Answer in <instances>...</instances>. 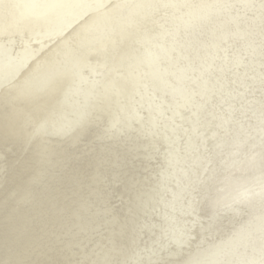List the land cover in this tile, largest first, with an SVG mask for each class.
Masks as SVG:
<instances>
[{
	"label": "rangeland",
	"instance_id": "obj_1",
	"mask_svg": "<svg viewBox=\"0 0 264 264\" xmlns=\"http://www.w3.org/2000/svg\"><path fill=\"white\" fill-rule=\"evenodd\" d=\"M75 1L0 0V264H264V0H220L208 31L245 32L227 24L218 45L190 6L217 0H168L180 20H160L157 41L136 27L158 46L132 42L134 57L111 31L152 1L158 20L163 0ZM121 57L129 70L112 69ZM132 80L130 100L116 85Z\"/></svg>",
	"mask_w": 264,
	"mask_h": 264
},
{
	"label": "bare ground",
	"instance_id": "obj_2",
	"mask_svg": "<svg viewBox=\"0 0 264 264\" xmlns=\"http://www.w3.org/2000/svg\"><path fill=\"white\" fill-rule=\"evenodd\" d=\"M38 1H43L42 3H45V4H47L48 3V1H50V0H38ZM77 1V0H76ZM76 1H75V3H76ZM82 1V0H81ZM100 1V0H99ZM115 1V0H114ZM116 1H119V0H116ZM127 1L128 0H126L125 2L127 3ZM133 1V0H132ZM131 1V2H132ZM136 1V0H135ZM138 1V0H137ZM164 1V4H158V6L157 7H161V8H159V10H160V15L158 14L157 16H154V17H158V20H156V21H153V19L151 18V14H152V12H154V10L156 9L155 7H156V2H154V1H152V2H150L149 4H148V6L144 9V11L145 12H143L142 13V17L141 18H139L138 20L137 19H134V20H132L133 18H131V17H128V18H126L124 21H122L121 22V24H120V28H117V29H114L113 31H111L112 33H117V35L119 34V35H121V36H123V37H121L122 39H123V41H124V45H125V50L123 51V53L125 54V55H128V56H131L132 55V53L134 52H136L135 50L133 51L132 50V42L133 43H137L139 46H142V47H147L148 45H151L152 47H155V46H158L157 44H155L154 42H152L151 40L147 43V35H145L144 36V38H142V41H141V38H140V34L138 33V30H137V28H139L140 29V27H142V26H145L147 29H149L148 30V32L147 33H149L148 35H157V36H153L154 38H155V40L157 41V40H160V38H161V33H159L158 31L157 32H155V30L158 28V27H160V20L161 21H163V19L165 18V17H168V15L169 14H172V16H173V21L175 22V23H177V20H180V16H177V15H173L174 13H176V14H178L176 11H175V7H177L176 6V4H173L172 2H169L168 0H163ZM181 1H183V0H181ZM235 1H237L238 3V5H240V4H243V5H245V4H249L251 1H249V0H242V1H240V0H235ZM234 0H231V2L229 3V4H231V5H226V6H232V5H236V2H235ZM101 2V1H100ZM121 2H122V0H121ZM157 2H158V0H157ZM243 2V3H242ZM66 3V2H65ZM78 3V2H77ZM76 3V4H77ZM86 3H87V1H86ZM125 3V4H126ZM136 3V2H135ZM134 3V4H135ZM196 3V2H195ZM59 4H61V3H59ZM59 4H58V6H59ZM81 4H82V2H81ZM120 4V3H119ZM118 4V5H119ZM128 4V3H127ZM126 4V5H127ZM223 3H221L220 2V0H217L215 3H214V5L213 6H211V7H205V5L204 4H202V3H199V4H197V5H195V6H192L191 4H190V6L192 7V16H194V17H192L191 18V20H193V19H196V18H198V16H203L204 18H203V22L202 23H204V25H203V27L202 28H200L201 29V31L204 33V34H209V36H210V40H211V42H213V43H219L222 39H223V37L224 36H226V33L227 32H230L229 31V27L227 26V24L228 25H231V26H233L234 28H235V24L233 23V22H236V29H233L232 31L233 32H245V31H243V26H242V23L241 22H239V21H233V22H230V23H224V22H220L219 21V19H221V17H219V18H216L215 19V21L216 22H218L219 21V24H218V27H217V29H215L214 31H212V32H209L208 31V24L210 23V20L211 19H207V17H209L210 16V14L212 13V11H216L217 13H219V14H221L220 13V6L222 5ZM39 5V4H38ZM57 5V4H56ZM54 6L55 8L57 7V6ZM66 5H68V4H66ZM93 5V4H92ZM113 5V4H112ZM126 5H124V6H126ZM47 6V5H46ZM69 6V5H68ZM78 6V5H77ZM84 6V5H83ZM131 7H132V5H130ZM129 6V7H130ZM153 6H155V7H153ZM38 6L36 5V8H37ZM40 7V6H39ZM38 7V8H39ZM41 7H42V5H41ZM60 7V6H59ZM65 7V6H64ZM75 7V6H74ZM127 7V6H126ZM128 7V8H129ZM130 7V8H131ZM219 7V8H218ZM253 7V6H252ZM27 8H29V7H27L26 6V9ZM34 8V7H33ZM33 8H31V9H33ZM69 8V7H68ZM67 8V9H68ZM83 8V7H82ZM125 8V7H124ZM127 8V9H128ZM51 9V8H50ZM97 9V8H96ZM123 9V8H122ZM126 9V10H127ZM189 8L187 7L185 10H188ZM25 11V9H22V11ZM30 10V9H29ZM85 10V9H84ZM84 10H83V12H84ZM124 10V9H123ZM122 10V11H123ZM256 10V9H255ZM22 11H20V12H22ZM27 11V10H26ZM25 11V12H26ZM48 11V10H47ZM71 11V10H70ZM73 11H75L74 10V8H73ZM78 11V10H77ZM129 11V10H128ZM19 12V11H18ZM17 12V13H18ZM28 12V11H27ZM26 12V13H27ZM43 12V11H42ZM72 12V11H71ZM76 12V11H75ZM81 12V11H80ZM79 12V13H80ZM124 12V11H123ZM228 12V11H227ZM223 13V15H220V16H223V17H233V16H229L228 15V13ZM34 13V12H33ZM32 13V14H33ZM39 13V12H38ZM70 13V12H69ZM68 13V14H69ZM74 13V12H73ZM125 13V12H124ZM19 14V13H18ZM23 15H25L24 13H22ZM30 14V13H29ZM31 14V15H32ZM40 15H41V11H40V13H39ZM37 15V13L35 12V15H37V16H39L40 17V15ZM95 14V13H94ZM128 14V13H127ZM15 15H17L16 13H15ZM21 16V17H24V16ZM70 15V14H69ZM76 15V14H75ZM77 15H78V12H77ZM179 15V14H178ZM26 16H30V15H26ZM25 16V17H26ZM34 16V15H33ZM42 16V15H41ZM88 16V15H87ZM15 17V16H14ZM34 17H36V16H34ZM43 17V16H42ZM78 17H80V16H78ZM19 18H20V16H19ZM19 18H17V20L19 19ZM57 18V17H56ZM89 18V17H88ZM23 19V18H22ZM26 19H28V18H26ZM31 19V18H30ZM34 19V18H33ZM61 19V18H60ZM108 19V18H107ZM152 19V20H151ZM20 20V19H19ZM18 20V21H19ZM63 20V19H62ZM65 20H67L66 18H65ZM69 20V19H68ZM85 20H86V18H85ZM84 20V21H85ZM95 20V19H94ZM111 20V19H110ZM22 20H20V22H21ZM33 21V20H32ZM70 21V20H69ZM69 21H67V22H69ZM88 21V20H87ZM109 21V20H108ZM19 22V23H20ZM24 22L25 23H27V20L25 21V18H24ZM89 22V21H88ZM93 22V21H92ZM107 22V21H106ZM112 22H114V21H112ZM28 23H30L29 21H28ZM64 23H66V21L65 22H61V24L62 25H64ZM87 23V22H86ZM94 23V22H93ZM92 23V24H93ZM99 23V22H98ZM98 23H95V24H98ZM103 23H104V21H103ZM101 24V25H104V24ZM109 23L111 24V22H108V24L107 25H109ZM21 24H22V22H21ZM24 24V23H23ZM75 24V23H74ZM88 24H91V23H88ZM94 24V25H95ZM25 25V24H24ZM83 25V24H82ZM22 26V25H21ZM21 26H20V29H18L19 31L21 30ZM26 26H28V25H26ZM44 26V25H43ZM54 26H56V25H54ZM53 26V27H54ZM60 26V25H59ZM25 27V26H24ZM62 27V26H61ZM82 27V26H81ZM86 27V26H85ZM93 27H95V26H93ZM101 27V26H100ZM104 27H105V25H104ZM108 27V26H107ZM137 27V28H136ZM257 27H258V25H257ZM18 28V27H17ZM16 28V29H17ZM26 28V27H25ZM58 28V27H57ZM57 28L55 29L54 28V30H57ZM66 28V27H65ZM64 28V29H65ZM68 28V27H67ZM87 28V27H86ZM97 28H99V25H98V27ZM112 28V27H111ZM13 29H15V27H13ZM46 29H48V28H45L44 30H46ZM53 29V28H52ZM81 29V28H80ZM90 29V28H89ZM106 29V28H105ZM104 29V30H105ZM109 29V28H108ZM259 29V28H258ZM35 30V29H34ZM42 30V29H41ZM40 30V31H41ZM85 30V29H84ZM91 30V29H90ZM110 30H112V29H110ZM11 31V30H10ZM47 31V30H46ZM46 31H44V32H46ZM49 31V30H48ZM52 31V30H51ZM89 31V30H88ZM107 31V30H106ZM59 32V31H58ZM101 32V31H100ZM109 33L110 35H106V37H109V36H111L112 35V33ZM151 32V33H150ZM237 32V33H238ZM38 33H39V31H38ZM41 33H42V31H41ZM47 33V32H46ZM50 35H51V33H50V31L48 32ZM61 33V32H60ZM59 33V34H60ZM71 33V32H70ZM70 33H69V35H70ZM48 34V36H50ZM54 34V33H53ZM63 34V33H62ZM74 34V33H73ZM82 34V33H81ZM90 34V33H89ZM97 34V33H96ZM96 34H94V35H96ZM103 34V33H102ZM204 34H201V35H204ZM262 34V33H261ZM42 35V34H41ZM46 35V34H45ZM99 35V34H98ZM97 35V36H98ZM205 35V36H206ZM240 35V34H239ZM40 36V35H39ZM56 36V35H55ZM58 36H60V35H58ZM68 36V35H67ZM53 37H54V35H53ZM83 37V36H82ZM85 37H87V36H85ZM89 37V36H88ZM94 37V36H93ZM101 37V36H100ZM103 37V36H102ZM47 38V37H46ZM51 38H52V35H51ZM65 38V37H64ZM199 38H200V36H199ZM226 38V37H225ZM43 39V38H42ZM90 39V38H89ZM94 39V38H93ZM114 39V38H113ZM194 39H196V38H194ZM67 40H68V38H67ZM86 40V39H85ZM107 40H108V38H107ZM187 40V39H186ZM196 40H198V39H196ZM224 40V39H223ZM59 41V40H58ZM97 41H99V40H97ZM100 41H101V39H100ZM103 41V40H102ZM110 41H111V39H110ZM121 41V40H120ZM114 42H115V40H114ZM112 43V45H103V46H99V49H100V53L98 52V54H100V55H102L103 56V58L105 57V56H109V54L111 53V52H113L112 50H114L113 49V47L115 46H113V44H115V43ZM158 42H160V41H158ZM180 42V41H179ZM59 43V42H58ZM73 43V42H72ZM96 43V42H95ZM102 43V42H101ZM100 43V44H101ZM103 43H105V42H103ZM119 43V42H118ZM68 44V43H67ZM90 44V43H89ZM99 44V43H98ZM161 44H164V43H162L161 42ZM207 44V43H206ZM212 44V43H211ZM210 44V45H211ZM71 45V44H70ZM73 45V44H72ZM119 45V44H118ZM117 45V48L118 47H120L121 46V43H120V45L118 46ZM136 45V44H135ZM182 45V44H181ZM205 45V44H204ZM214 46H215V44H213ZM218 45V44H217ZM220 45V44H219ZM89 46V45H88ZM96 46V45H95ZM110 46V47H109ZM212 46V45H211ZM109 47V48H108ZM116 48V47H115ZM135 48V47H134ZM217 48V47H216ZM83 49V48H82ZM94 49V48H93ZM120 49V48H119ZM118 49V50H119ZM136 49V48H135ZM155 49V48H154ZM210 49V48H209ZM208 49V50H209ZM213 49V48H212ZM66 50L67 49H65L64 51H65V53H66ZM75 50V49H74ZM92 50V49H91ZM150 50V49H149ZM165 51L167 50V49H164ZM164 50H161V49H159L158 51L159 52H164ZM64 51H62L61 53H59L58 51V53H59V57L60 58H62V56L64 55ZM90 51V50H89ZM99 51V50H98ZM157 51V52H158ZM174 51H176V50H174ZM179 51V50H178ZM53 52V51H52ZM91 52V51H90ZM138 52H140V51H138ZM141 52H144V51H142L141 50ZM155 52V51H154ZM154 52H151V53H154ZM158 52V55L160 54ZM167 52V51H166ZM171 52H172V50H171ZM58 53H57V55H58ZM79 53V52H78ZM87 53V52H86ZM161 53V54H162ZM173 53H177V52H173ZM181 54H182V52H180ZM46 54H48V53H46ZM50 54H52L51 52H50ZM145 54H146V51H145ZM148 54V53H147ZM147 54H146V56H147ZM155 54V53H154ZM178 54V53H177ZM21 55V54H20ZM27 56H28V54H26ZM25 55V56H26ZM57 55H56V58H57ZM80 55V54H79ZM115 55H116V53H115ZM139 55V54H138ZM165 55V54H164ZM171 55H172V53H171ZM186 55V54H185ZM25 56L23 57V59H25ZM33 56V55H32ZM35 56V55H34ZM49 56V55H48ZM83 56H84V53H83ZM89 56H90V54H89ZM112 56V55H111ZM111 56H109V60H110V57ZM145 56V57H146ZM148 56H149V54H148ZM151 56H155V55H151ZM150 56V57H151ZM163 56V55H162ZM166 56V55H165ZM164 56V57H165ZM195 56V55H194ZM45 57V56H44ZM92 57V56H91ZM114 57V56H113ZM131 57H134V56H131ZM136 57V56H135ZM141 57H142V53H141ZM188 57V56H187ZM20 58V57H19ZM34 58V57H33ZM72 58H74V57H72ZM77 58V57H76ZM93 58V57H92ZM157 58V57H156ZM158 58H159V56H158ZM161 58H163V57H161ZM167 58H169V55H168V57ZM174 58V57H173ZM177 58V55H176V57H175V59ZM192 58V57H191ZM42 59V58H41ZM45 59V58H44ZM97 59V58H96ZM100 59H101V56H100ZM113 59V58H112ZM135 59V58H134ZM134 59H133V61H134ZM144 59V58H143ZM142 59V60H143ZM160 59V58H159ZM186 59V58H185ZM13 61H14V59H12ZM21 60V59H20ZM37 60V59H36ZM52 60V59H51ZM66 60V59H65ZM69 60V59H68ZM70 60H72V59H70ZM84 60H86V59H84ZM89 60V59H88ZM104 60V59H103ZM108 60V61H109ZM126 59H124V57H121V59H120V61H119V63H117L116 65H115V68L116 69H114V68H112L113 70H118L119 68L120 69H126V70H129V68L130 67H132V65H131V63L129 64V62L128 61H126L125 63H124V61H125ZM132 60V59H131ZM181 60V59H180ZM10 62H11V60H9ZM16 61V60H15ZM18 61V60H17ZM43 61V60H42ZM59 61V60H58ZM87 61V60H86ZM94 61H96V60H94ZM132 61V62H133ZM138 61V60H137ZM10 62H8V63H10ZM35 62V61H34ZM38 62H40V61H38ZM68 62V61H67ZM110 62V61H109ZM138 62H140L141 63V61H138ZM147 62V61H146ZM13 63H15V62H13ZM24 63V62H23ZM50 63H51V61H50ZM54 63H56V62H54ZM60 63V62H59ZM63 62H61L60 64H62ZM82 63H84V62H82ZM81 63V64H82ZM93 63H95V62H93ZM105 63V62H104ZM111 64H113V62L111 61L110 62ZM143 63V62H142ZM168 63V62H167ZM15 64H17V63H15ZM19 64V63H18ZM33 64V63H32ZM43 64V63H42ZM42 64H40V65H42ZM109 64V63H108ZM107 64V65H108ZM138 64V63H137ZM145 64H150V63H145ZM144 64V65H145ZM12 65H14V64H12ZM36 65V64H35ZM97 65V64H96ZM105 65V64H104ZM110 65V64H109ZM114 65V64H113ZM4 66H6V65H4ZM9 66V65H8ZM80 66H82V65H80ZM89 66V65H88ZM92 66V65H91ZM101 66V65H100ZM99 66V67H100ZM15 67H16V65H15ZM33 67V66H32ZM35 67V66H34ZM36 67H37V65H36ZM188 67V66H187ZM2 68V67H1ZM4 68V67H3ZM83 68V67H82ZM87 68V67H86ZM98 68V67H97ZM107 68V67H106ZM41 69H43V68H41ZM41 69H39V71L41 72ZM103 69V68H102ZM196 69V68H195ZM47 70V69H46ZM73 70V69H72ZM77 70V69H76ZM93 70V69H92ZM42 71H44V70H42ZM60 72V69H59V67H56V68H54V70H52V73H56V72ZM79 71H80V69H79ZM78 71V72H79ZM103 71V70H102ZM33 72V71H32ZM104 72V71H103ZM102 72V73H103ZM113 72V71H112ZM46 74L44 75V74H42L41 76H37L36 78H33L34 80L33 81H36V82H39L38 84H44V83H46V82H48L47 80H48V76L49 75H51V69H49L48 71H46L45 72ZM62 73H64V72H62ZM80 74H81V72H79ZM101 73V72H100ZM110 73V72H109ZM130 73V72H129ZM65 74H66V72H65ZM73 74H75V73H72V75ZM78 74V73H77ZM123 74V73H122ZM125 74H126V72H125ZM58 75V74H57ZM109 75V74H108ZM114 75H115V72H114ZM34 77H35V74L33 75ZM32 76V77H33ZM43 76V77H42ZM64 76V75H63ZM13 77V76H12ZM40 77H42L41 79H40ZM77 77V76H76ZM97 77V76H96ZM115 77V76H114ZM117 77V76H116ZM128 77V76H127ZM9 78V77H8ZM13 78H17L16 76L15 77H13ZM20 78V77H19ZM19 78H18V80L16 81L17 83H18V81H19ZM27 78V77H26ZM25 78V79H26ZM29 78V77H28ZM63 78V77H62ZM74 78V77H73ZM78 78H81L80 77V75L78 76ZM101 78V77H100ZM103 78V77H102ZM123 78V77H122ZM121 78V79H122ZM21 79V78H20ZM30 79V81H32L31 79L32 78H29ZM51 79H52V77H51ZM55 79H56V76H55ZM59 79V78H58ZM76 79V78H75ZM93 79V78H92ZM91 79V80H92ZM97 79V78H96ZM108 79V78H107ZM110 79V78H109ZM130 79V78H129ZM28 80V79H27ZM60 80H61V78H60ZM77 80V79H76ZM79 80H81V79H79ZM90 80V79H89ZM91 80H90V83H91ZM114 80V79H113ZM124 80V79H123ZM8 81H10V80H8ZM21 81H23V79L21 80ZM58 81V80H57ZM57 81H56V83H57ZM63 81H64V79H63ZM63 81H59L58 83H60V82H63ZM51 82V81H50ZM82 82V81H81ZM80 81H79V84L81 83ZM104 82V81H103ZM117 82H119V81H117ZM122 82V81H121ZM125 81H123V83H124ZM15 83V82H14ZM16 83V84H17ZM31 83V82H30ZM53 83H55V81L53 82ZM55 83V84H56ZM57 83V84H58ZM112 83V82H111ZM116 83V81L114 82V84ZM140 83V82H139ZM4 84V83H3ZM28 84H29V82H28ZM32 84V83H31ZM48 84H51V88H52V83H48ZM47 84V85H48ZM61 84V83H60ZM60 84H58V85H60ZM78 83H77V85H79ZM113 84V85H114ZM117 84V83H116ZM1 85H2V83H1ZM11 85H13V84H11V82H10V86H9V84L7 85V87L9 86V87H11ZM32 85H34V84H32ZM45 85V84H44ZM46 85V86H47ZM82 85V84H81ZM120 85V87H118ZM224 85V84H223ZM5 86V85H4ZM3 86V87H4ZM14 86V85H13ZM40 86V85H39ZM38 86V87H39ZM85 86H87V85H85ZM89 86H92V85H89ZM110 86V85H109ZM108 86V87H109ZM119 89V92L121 91V92H123V93H125V95H126V97H128V94H130V96H129V99L131 100V96H132V87H134V86H138V82H136V80H132V81H130V82H125V85L124 84H119L118 83V85H116ZM126 86V87H125ZM2 87V86H1ZM6 87V88H7ZM42 87V86H41ZM49 87V86H48ZM58 86L56 85V89L55 90H57L58 88H57ZM113 87V86H112ZM43 88V87H42ZM39 89V88H37V89H39L40 91L41 90H44V89ZM114 88H115V86H114ZM59 89H60V87H59ZM107 89H110V88H107ZM106 89V90H107ZM116 89V88H115ZM1 90V89H0ZM47 89H45L44 91H46ZM89 90V89H88ZM37 91V90H36ZM108 91V90H107ZM111 91V90H110ZM109 91V92H110ZM28 92H31V91H29L28 90ZM43 92V91H42ZM47 92V91H46ZM57 92V91H56ZM56 92L54 91L53 93H55L56 94ZM106 92V91H105ZM113 92V91H112ZM112 92H111V94H112ZM117 92V91H116ZM33 93V92H32ZM51 93V92H50ZM50 93H48V95L47 96H45V97H43L44 99H46V98H50V96H51V94ZM200 93V92H199ZM43 94V93H42ZM41 94V95H42ZM110 94V93H109ZM116 94V93H115ZM18 95V94H17ZM44 95H46V93L44 94ZM113 95V94H112ZM119 95H120V93H119ZM253 95V94H252ZM19 96V95H18ZM39 96V95H38ZM111 96V95H110ZM12 97V96H11ZM111 97H117V95H115V96H111ZM9 98V97H8ZM39 99V98H38ZM58 99V98H57ZM56 99V100H57ZM116 99V98H115ZM128 99V100H129ZM206 99V98H205ZM256 99V98H255ZM33 100H35V99H33ZM37 100V99H36ZM55 100V102L54 103H52V108H53V110H55V107H57V105H56V102L58 101H56ZM134 100V99H133ZM261 101V100H260ZM19 103H20V100H19ZM85 103V102H84ZM88 103V102H87ZM116 103V102H115ZM204 104V103H203ZM12 106L11 107H14L15 105H17L16 103H12L11 104ZM86 106H87V104H86ZM89 106V105H88ZM88 106H87V108H88ZM126 106H128V105H126ZM11 107H3V108H1L2 110H7V109H9V108H11ZM130 107V106H129ZM90 108V107H89ZM126 108V107H125ZM132 109V108H131ZM131 109H130V111H131ZM127 110V109H126ZM127 111H129V110H127ZM51 112H52V110H51ZM50 112V113H51ZM70 113V112H69ZM74 113V112H73ZM125 113V112H124ZM129 113V112H128ZM71 114H72V110H71V113H70V116H71ZM69 115V114H68ZM211 115V114H210ZM214 116V115H213ZM258 116V115H257ZM68 117V116H67ZM72 117V116H71ZM50 118V117H49ZM49 118H45V119H43L42 120V118H41V121L43 122L42 123V126H40L39 128H37L36 130H37V132L38 133H45V131L47 132V130H50V125L49 124H51V123H49ZM69 118V117H68ZM41 125V124H40ZM50 127H49V126ZM38 127V126H37ZM42 127V131L41 130H38V129H40ZM61 130V128H59V129H56V133H54L53 135H51V137H48V138H54V137H52V136H59V135H62V131H60ZM64 131V130H63ZM47 134V133H46ZM51 134V133H50ZM50 134H48L47 136H49ZM262 137V136H261ZM60 138V137H59ZM58 137H57V139H59ZM51 140H53V139H51ZM55 141H58V140H54V142ZM36 142H40V140H38V141H36ZM56 143V142H55ZM37 144V143H36ZM170 166V165H169ZM173 166V165H172ZM144 168V167H143ZM176 169V168H175ZM228 172V171H227ZM226 172V173H227ZM170 174V173H169ZM3 178V177H2ZM142 186V185H141ZM138 187V186H137ZM141 188V187H140ZM243 191V190H242ZM143 192H144V190H143ZM247 195H248V193H247ZM230 196V195H229ZM226 197V196H225ZM259 198V197H258ZM230 202V201H229ZM228 202V203H229ZM152 203H153V201H152ZM151 204V203H150ZM154 204V203H153ZM152 204V205H153ZM249 204V203H248ZM254 204V203H253ZM169 206V205H168ZM249 206V205H248ZM254 206V205H253ZM259 206V205H258ZM263 206V205H262ZM261 206V207H262ZM157 207V206H156ZM241 208V207H240ZM254 208V207H253ZM155 209H157V208H155ZM245 209V208H244ZM158 210V209H157ZM219 211H221L220 209H218ZM223 210H224V208H223ZM226 210V209H225ZM243 210V209H242ZM254 210V209H253ZM259 210V209H258ZM218 211V212H219ZM234 211V210H233ZM256 211V210H255ZM216 212V211H215ZM222 212H224V211H222ZM230 212V211H229ZM250 212H251V210H250ZM161 213V212H160ZM192 213V212H191ZM242 213V212H241ZM157 214V213H156ZM219 214V213H218ZM243 214V213H242ZM249 214V213H248ZM159 215V214H158ZM185 215V214H184ZM155 216V215H154ZM154 216H153V218H154ZM157 216V215H156ZM156 219H157V217H156ZM155 219V221H157ZM154 221V222H155ZM150 224V223H149ZM240 224V223H239ZM151 225L153 226V224H152V222H151ZM151 228V227H150ZM260 233V232H259ZM260 235V234H259ZM262 239V238H261Z\"/></svg>",
	"mask_w": 264,
	"mask_h": 264
}]
</instances>
